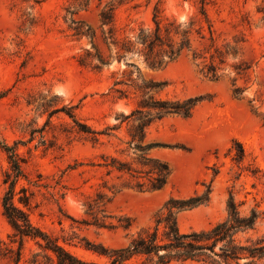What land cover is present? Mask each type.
<instances>
[{
  "label": "rangeland",
  "instance_id": "374dc122",
  "mask_svg": "<svg viewBox=\"0 0 264 264\" xmlns=\"http://www.w3.org/2000/svg\"><path fill=\"white\" fill-rule=\"evenodd\" d=\"M108 7L112 22L102 24ZM155 21L174 48L185 44L152 68L138 33ZM111 40L130 44L118 57ZM210 66L216 78L207 75ZM150 81L162 89L144 94ZM149 95L200 100L189 116L166 115L145 128L143 144H165L149 154L170 175L161 189L140 191L104 163L115 158L145 170L130 145L137 125L131 113ZM4 146L13 147L21 168L14 203L84 259L103 262L84 248L87 241L122 245L128 232L153 225L170 197L209 191L207 202L177 213L183 232L223 219L230 195L241 211L264 212V0H0V241L11 244L2 207L11 172ZM99 196L114 226L96 225L88 213ZM119 217L131 219L129 230L117 225ZM254 234H264V218ZM40 251L36 239L24 237L23 259Z\"/></svg>",
  "mask_w": 264,
  "mask_h": 264
},
{
  "label": "trees",
  "instance_id": "16d2710c",
  "mask_svg": "<svg viewBox=\"0 0 264 264\" xmlns=\"http://www.w3.org/2000/svg\"><path fill=\"white\" fill-rule=\"evenodd\" d=\"M113 7H108L100 13L101 23L112 22ZM90 28H88L89 30ZM166 35L169 30L165 28ZM93 36V33H91ZM138 40L143 46L148 64L152 68L160 67L165 61L173 60L183 48L182 42L178 48L162 33L160 23L155 21L154 28H140ZM110 43L114 45L115 53L119 57V50L128 48L130 42L127 40L122 46H117L115 40ZM207 75L216 78L215 69L210 66ZM161 85L150 81L144 86V94L150 91L159 92ZM235 95L240 90L236 88ZM148 100H141L139 107L131 116L137 122L135 133L132 134V146L137 155L138 162L145 168L144 171L133 169L130 165L111 158L105 166L116 171L127 173L133 180L134 186L142 190L161 189L168 180L170 169L165 162L152 158L149 151L154 147H163L161 143L143 144L145 128L154 120L163 116L176 114L187 117L191 114L193 107L200 100L197 97H189L182 101L155 99L149 95ZM142 108H146L143 110ZM73 117L71 112H68ZM90 133L96 131L87 128ZM9 151L11 172L5 174L4 182H9V188L2 198L3 214L12 228L9 235L10 243L0 241V258H8L13 264L21 262L27 264H173L184 262H198L202 264H258L264 262V234L255 235L257 222L264 218V212L256 207L248 211H241L233 196L230 195L226 204V215L223 219L202 230L183 232L177 224V213L183 210L197 207L209 199V191L202 195H191L187 198L170 197L158 210L154 224L141 228L134 233H127V240L120 246H107L103 243L87 241L84 248L91 251L103 262L84 259L63 245L59 244L46 232L35 226L24 209L18 207L14 201V184L21 174L20 164L13 147L4 146ZM243 156L240 148L239 158ZM144 172V173H143ZM143 173V174H142ZM97 198L88 203V213L95 218V224L99 226H114L112 222L106 224L105 219L110 217L103 207L104 203ZM19 201L28 205V197L20 196ZM101 214L98 216V214ZM118 226L125 230L131 227L129 217L117 218ZM31 237L36 239L40 252L33 253L30 259H23V239ZM41 240V241H40ZM17 243L14 247L13 244Z\"/></svg>",
  "mask_w": 264,
  "mask_h": 264
}]
</instances>
